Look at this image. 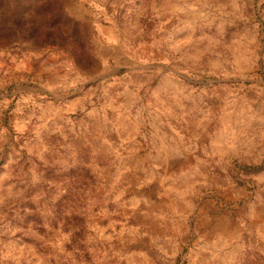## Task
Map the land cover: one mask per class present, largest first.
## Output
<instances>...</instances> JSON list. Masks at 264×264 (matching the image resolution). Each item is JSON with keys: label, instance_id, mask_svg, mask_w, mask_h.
Returning <instances> with one entry per match:
<instances>
[{"label": "rangeland", "instance_id": "374dc122", "mask_svg": "<svg viewBox=\"0 0 264 264\" xmlns=\"http://www.w3.org/2000/svg\"><path fill=\"white\" fill-rule=\"evenodd\" d=\"M0 264H264V0H0Z\"/></svg>", "mask_w": 264, "mask_h": 264}]
</instances>
